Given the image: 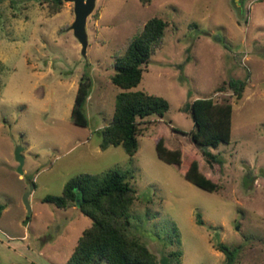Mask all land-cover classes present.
Wrapping results in <instances>:
<instances>
[{"label": "rangeland", "instance_id": "obj_1", "mask_svg": "<svg viewBox=\"0 0 264 264\" xmlns=\"http://www.w3.org/2000/svg\"><path fill=\"white\" fill-rule=\"evenodd\" d=\"M48 5L0 0V264H67L90 219L42 198L59 195L70 177L108 169L133 187L126 233L156 264H223L216 242L236 247L230 264H264V0H95L84 55L68 28L72 3L61 0L53 14ZM151 17L166 24L130 90L160 96L168 109L139 121L129 157L120 145L101 149L99 130L121 91L109 79L113 61ZM82 75L89 79L84 126L70 116ZM230 80L245 84L238 98L230 95L228 141L210 149L219 163L208 165L188 140L192 121L180 108L231 94ZM157 137L180 151L178 167L157 157ZM190 156L217 190L184 178Z\"/></svg>", "mask_w": 264, "mask_h": 264}, {"label": "trees", "instance_id": "obj_2", "mask_svg": "<svg viewBox=\"0 0 264 264\" xmlns=\"http://www.w3.org/2000/svg\"><path fill=\"white\" fill-rule=\"evenodd\" d=\"M49 4L48 13L58 11L61 0H39ZM142 4L149 0H139ZM165 22L158 17L147 19L139 33L126 45L123 53L113 61L114 72L110 82L121 91L115 94L114 107L109 122L99 130L101 149L109 145H120L129 157L136 150V135L139 134V121L146 116L161 117L168 109V103L160 96L143 91H132L141 75L143 65L150 53L158 46ZM245 81H228L231 94L195 98L182 104L181 110L187 112L192 121V129L187 132L189 142L201 154L208 165L219 163L210 149L218 143H226L230 125V95L238 98ZM89 79L82 75L77 83L72 101L70 116L74 124L84 126L86 119L81 107L88 95ZM220 86L218 90H221ZM173 131H177L172 128ZM156 155L162 161L179 166L181 153L178 149H168L162 139L154 142ZM184 178L194 185L214 191L218 184L202 174L193 156L183 169ZM135 198L133 187L126 180V174L108 169L101 174H78L67 179L59 195H45L42 200L66 209L71 205L90 219L89 225L82 229L68 256L67 264H156L155 256L136 237L128 235V207ZM195 221L202 224L196 214ZM214 248L224 256L223 264L233 262L236 247L216 242Z\"/></svg>", "mask_w": 264, "mask_h": 264}, {"label": "water", "instance_id": "obj_3", "mask_svg": "<svg viewBox=\"0 0 264 264\" xmlns=\"http://www.w3.org/2000/svg\"><path fill=\"white\" fill-rule=\"evenodd\" d=\"M72 3V13L73 19L69 25L74 38L80 45V53L84 55L85 48L87 45L86 32H85V20L88 14L92 11L94 7L95 0H63ZM14 157L17 162L16 171L21 173L22 156L20 155V147L16 146L14 149ZM28 192L24 193L22 201L26 207L27 212H29V206L27 202ZM76 206L79 204V199H76Z\"/></svg>", "mask_w": 264, "mask_h": 264}]
</instances>
